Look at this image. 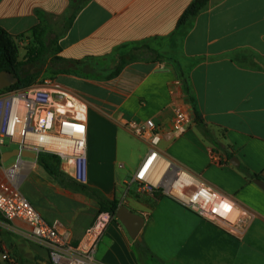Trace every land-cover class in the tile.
<instances>
[{
  "label": "crops",
  "instance_id": "0c3cea01",
  "mask_svg": "<svg viewBox=\"0 0 264 264\" xmlns=\"http://www.w3.org/2000/svg\"><path fill=\"white\" fill-rule=\"evenodd\" d=\"M193 1L0 0V27L23 36L20 46L34 41L42 13L62 23L58 56L84 62L43 84L88 105L89 183H74L62 160V177H53L38 156L16 159L21 192L46 222L69 231L73 244L102 210L99 193L145 219L142 239L134 240L115 216L96 251L101 264H264V191L255 183L264 181V0H210L182 35L178 22ZM122 56L130 62L107 79ZM175 105L192 123L170 138ZM149 119L163 128L165 157L250 214L242 235L169 197L137 193L133 177L149 147L126 122ZM28 228L0 214V244L10 257L0 253V264H49L47 250L23 237Z\"/></svg>",
  "mask_w": 264,
  "mask_h": 264
},
{
  "label": "built area",
  "instance_id": "2783aa9c",
  "mask_svg": "<svg viewBox=\"0 0 264 264\" xmlns=\"http://www.w3.org/2000/svg\"><path fill=\"white\" fill-rule=\"evenodd\" d=\"M88 105L51 82L18 90L0 92V147L15 144L21 151L58 156L66 173L77 184L89 183ZM174 123L168 137L183 136L192 123L189 111L174 106ZM127 129L149 147V153L133 177L138 194L169 197L200 218L242 235L250 214L229 197L211 187L201 176L165 157L160 151L163 128L154 120H129ZM0 180V214L8 222L24 221L23 237L48 252L49 264H101L96 260L98 245L115 218L100 211L79 243L59 222H46L21 192V164L4 169ZM0 253L9 259L0 244Z\"/></svg>",
  "mask_w": 264,
  "mask_h": 264
},
{
  "label": "trees",
  "instance_id": "16d2710c",
  "mask_svg": "<svg viewBox=\"0 0 264 264\" xmlns=\"http://www.w3.org/2000/svg\"><path fill=\"white\" fill-rule=\"evenodd\" d=\"M209 3L210 0H194L180 18L177 30L184 35L193 20L208 7ZM38 16L40 23L32 31L34 47L28 50L24 59L21 58L20 47L23 36H13L0 27V72H10L19 79L17 84L6 90L29 88L34 86L38 78L46 71L51 75L68 74L72 72L69 69L71 65L79 66L84 63L65 60L58 56L61 48L57 46V40L46 41L48 19L42 13H38ZM53 45H56L55 50H52ZM126 57L122 56L119 64L107 79H112L121 73L123 68L130 62ZM39 164L53 177L58 179L62 177L63 173L60 171L61 159L58 156L42 153L39 155ZM74 183L76 182L74 181ZM156 195L163 197L160 193H156ZM97 198L101 205V211H108L116 216L119 207L117 200H108L100 193Z\"/></svg>",
  "mask_w": 264,
  "mask_h": 264
},
{
  "label": "water",
  "instance_id": "95a60500",
  "mask_svg": "<svg viewBox=\"0 0 264 264\" xmlns=\"http://www.w3.org/2000/svg\"><path fill=\"white\" fill-rule=\"evenodd\" d=\"M18 80L19 79L10 72H0V92L17 84ZM13 158L21 160L24 158H31L36 160L38 155L33 152L21 151L19 148H15L12 151L4 152L1 156V161L2 163H6ZM255 183L264 191L263 180H255ZM116 217L126 228L132 239H142L141 235L145 225L143 216L133 212L126 205H121L116 211Z\"/></svg>",
  "mask_w": 264,
  "mask_h": 264
},
{
  "label": "rangeland",
  "instance_id": "374dc122",
  "mask_svg": "<svg viewBox=\"0 0 264 264\" xmlns=\"http://www.w3.org/2000/svg\"><path fill=\"white\" fill-rule=\"evenodd\" d=\"M61 31H62V23H60L58 20H51L50 22L48 21V35L46 41L51 42L53 40H56V38L59 36ZM33 42H34L33 39L31 41H24V44L20 46L22 59L25 58L28 50L34 47ZM55 49H56V45H53L52 50ZM41 78H45V80H47V79H52L53 76L50 73H45ZM45 80L43 81L42 79H39L36 82V84H43ZM15 148H17V145L8 143L5 147H0V153L9 152L14 150ZM16 161H17L16 158H13L6 163H1L0 170L9 168Z\"/></svg>",
  "mask_w": 264,
  "mask_h": 264
}]
</instances>
